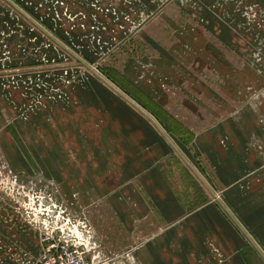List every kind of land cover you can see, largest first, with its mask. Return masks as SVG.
<instances>
[{
	"label": "crops",
	"instance_id": "1",
	"mask_svg": "<svg viewBox=\"0 0 264 264\" xmlns=\"http://www.w3.org/2000/svg\"><path fill=\"white\" fill-rule=\"evenodd\" d=\"M188 26L167 63L130 62L140 101L101 81L73 83L54 101L0 82V169L13 171L4 183L38 180L83 216L101 264L264 262V98L254 94L264 82L249 65L220 60ZM220 33L221 43L233 38ZM176 60L179 81H203L168 83L165 67ZM200 60L207 72L196 70ZM1 199L0 264L34 262L37 232Z\"/></svg>",
	"mask_w": 264,
	"mask_h": 264
},
{
	"label": "rangeland",
	"instance_id": "2",
	"mask_svg": "<svg viewBox=\"0 0 264 264\" xmlns=\"http://www.w3.org/2000/svg\"><path fill=\"white\" fill-rule=\"evenodd\" d=\"M188 24L209 38L211 51L221 56L220 60L249 65L264 82V0H0V82L9 81L11 92L27 90L28 97L37 101H54L71 84L89 81L107 82L133 98L131 87L140 69L130 62L138 63L147 56L167 63L166 51L173 53L171 49L178 44L177 40L174 43L176 32L183 31L186 37L193 30ZM221 28L228 30L232 40L221 43L217 39ZM238 41L243 59L235 53ZM200 61L196 70L207 72V62ZM173 65L165 67L168 83L197 85L203 81L193 74L179 81L181 63L176 60ZM256 93L264 98V84ZM193 164L195 173L206 178L196 161ZM11 172L0 169V183L13 177ZM35 181L37 184L29 186L20 180L16 184L14 179L1 184L3 210L19 213L26 224V216L38 214L41 205L53 215L64 210L73 221H85ZM36 221H42L40 214ZM106 256L111 262V255Z\"/></svg>",
	"mask_w": 264,
	"mask_h": 264
},
{
	"label": "built area",
	"instance_id": "3",
	"mask_svg": "<svg viewBox=\"0 0 264 264\" xmlns=\"http://www.w3.org/2000/svg\"><path fill=\"white\" fill-rule=\"evenodd\" d=\"M38 214L42 221L35 222ZM38 214L30 212L26 219L37 232L40 253L34 262L25 264H101L97 243L86 220L73 221L64 210L53 215L42 205Z\"/></svg>",
	"mask_w": 264,
	"mask_h": 264
},
{
	"label": "trees",
	"instance_id": "4",
	"mask_svg": "<svg viewBox=\"0 0 264 264\" xmlns=\"http://www.w3.org/2000/svg\"><path fill=\"white\" fill-rule=\"evenodd\" d=\"M111 73L115 74L116 76H117V74H118L117 71H116L115 69H113V68H111ZM108 76H109V75H108ZM109 78H111V76H109ZM113 82L119 84L118 81H116V80H113ZM136 91H137V92H140V91L137 90V89H136ZM128 93H129V92H128ZM133 98H136V100L140 101V96L138 97L136 94L133 96ZM143 107L148 108L149 110H151V112H152L153 114L156 115V113H157V108H156V106H150V105L143 104Z\"/></svg>",
	"mask_w": 264,
	"mask_h": 264
},
{
	"label": "water",
	"instance_id": "5",
	"mask_svg": "<svg viewBox=\"0 0 264 264\" xmlns=\"http://www.w3.org/2000/svg\"><path fill=\"white\" fill-rule=\"evenodd\" d=\"M107 83V82H106Z\"/></svg>",
	"mask_w": 264,
	"mask_h": 264
}]
</instances>
